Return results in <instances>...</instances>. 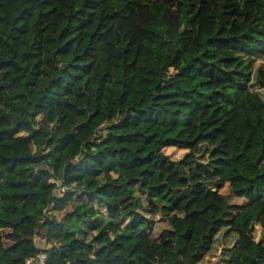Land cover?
<instances>
[{
	"label": "trees",
	"instance_id": "1",
	"mask_svg": "<svg viewBox=\"0 0 264 264\" xmlns=\"http://www.w3.org/2000/svg\"><path fill=\"white\" fill-rule=\"evenodd\" d=\"M135 50L143 78L117 62ZM248 91L264 104V0H0V264H264V149L215 157Z\"/></svg>",
	"mask_w": 264,
	"mask_h": 264
},
{
	"label": "rangeland",
	"instance_id": "2",
	"mask_svg": "<svg viewBox=\"0 0 264 264\" xmlns=\"http://www.w3.org/2000/svg\"><path fill=\"white\" fill-rule=\"evenodd\" d=\"M105 14V8L98 9L94 12L87 11L86 15L90 19V24L82 29L79 38L81 39L87 33H90L97 25L103 29L107 28L110 22L105 19ZM93 53L96 59L93 72L95 74H100L101 66L99 63H101V55L97 47H95ZM140 55V51L135 50L125 55L122 59L117 60V62L127 64L129 66V73L143 78L147 64L140 60ZM202 116L203 115H200L199 117L202 118ZM203 117H205V115ZM197 123L198 121L195 124ZM185 134L187 138L193 137L195 134V127H190ZM215 134L217 135V141L221 145L218 154L215 155L217 160L216 163L219 164V169L222 167L221 159L226 158L228 155V148L231 143L245 142L248 152L251 154H255L259 150L264 149V104L260 102L257 94L251 91L245 92L238 102L237 116L234 121L227 129L223 128L216 130ZM181 155L182 152H170V157L172 159H177ZM128 172L131 171H126V173ZM142 173H146L142 178H147L146 181L149 184L165 183L169 187H180L183 185L181 173L173 166H161V164L155 163L154 166L145 168ZM236 186V183H225L220 192L223 195L230 196L231 189H235ZM233 200L242 204L246 203V199L242 196L239 197V195L238 197L235 196ZM92 217L95 216L92 215ZM167 229H169V226L166 222L157 223L152 231V236L156 238ZM87 233L88 232H86V234ZM34 243L39 247H46L44 240L39 237L34 240ZM219 252L220 248L215 251L208 261H205V264H217Z\"/></svg>",
	"mask_w": 264,
	"mask_h": 264
},
{
	"label": "built area",
	"instance_id": "3",
	"mask_svg": "<svg viewBox=\"0 0 264 264\" xmlns=\"http://www.w3.org/2000/svg\"><path fill=\"white\" fill-rule=\"evenodd\" d=\"M50 181L55 185V189L53 192L55 195H61L66 189V187L63 186L60 181H56L54 179H51ZM45 259L46 254L42 250H40L34 257L26 258L24 264H44Z\"/></svg>",
	"mask_w": 264,
	"mask_h": 264
},
{
	"label": "crops",
	"instance_id": "4",
	"mask_svg": "<svg viewBox=\"0 0 264 264\" xmlns=\"http://www.w3.org/2000/svg\"><path fill=\"white\" fill-rule=\"evenodd\" d=\"M38 246V245H37Z\"/></svg>",
	"mask_w": 264,
	"mask_h": 264
}]
</instances>
